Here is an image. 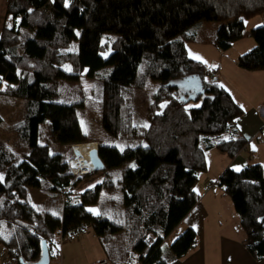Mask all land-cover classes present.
I'll use <instances>...</instances> for the list:
<instances>
[{"label":"trees","instance_id":"1","mask_svg":"<svg viewBox=\"0 0 264 264\" xmlns=\"http://www.w3.org/2000/svg\"><path fill=\"white\" fill-rule=\"evenodd\" d=\"M259 16L264 0H8L0 92L5 88L6 96L24 102V119L15 129L23 149L0 146V248L8 258L38 264L46 251L49 261L56 259L63 241L88 229L112 264H170L193 250V229L167 250L164 243L200 202L196 187L208 171L206 154L216 150L234 160L248 140L237 124L243 108L220 83L208 80L211 70L189 56L187 44L227 52L245 37L246 22ZM211 23L217 25L214 38L199 42V30ZM249 36L255 46L237 66L264 71V22ZM191 76L200 79L203 91L182 101L179 88L169 83ZM83 79L101 82L100 102L59 99L62 86L79 88ZM153 79L161 84L149 102L148 123H139L131 95ZM95 108L106 133L98 148L106 171L75 195L81 180L68 156L77 145V157L97 159V145L89 143L96 140L81 123L82 113ZM49 146L68 152L33 154ZM217 185L239 215L246 249L264 260L262 165L228 168ZM32 190L62 196L61 213L38 211ZM97 206L98 214L88 210Z\"/></svg>","mask_w":264,"mask_h":264},{"label":"crops","instance_id":"2","mask_svg":"<svg viewBox=\"0 0 264 264\" xmlns=\"http://www.w3.org/2000/svg\"><path fill=\"white\" fill-rule=\"evenodd\" d=\"M7 1L0 0V19L4 17L2 11ZM3 12L6 14L5 10ZM4 20H0V36ZM238 44L235 43L227 52L212 51L215 58L209 65L202 61L212 72L208 80L215 79L227 89L245 112L237 124L248 145L234 160L229 159L228 168L240 171L251 163H258L264 169V71L247 72L237 66L238 58L247 53L231 55L229 52ZM210 152L218 151L212 150L207 154ZM218 179L215 183L206 181V193L196 189L201 196L200 202L180 225L184 230L196 231V246L184 258L170 264H264V260H256L246 249L239 215L223 190H216ZM207 200L209 203L205 204ZM211 201L216 205L212 206ZM221 202H225L224 206ZM103 259H106L104 249L93 231L88 229L80 237L64 242L60 246L59 257L50 260L49 264H98ZM0 264L18 263L2 251Z\"/></svg>","mask_w":264,"mask_h":264},{"label":"rangeland","instance_id":"3","mask_svg":"<svg viewBox=\"0 0 264 264\" xmlns=\"http://www.w3.org/2000/svg\"><path fill=\"white\" fill-rule=\"evenodd\" d=\"M7 4L3 8V11H7ZM6 8V9H5ZM2 11V17L6 16V14L3 15ZM1 16V14H0ZM0 20H4L5 18ZM264 22V16H259L254 19L249 20V22H246V29H245V37L238 41V46H235V48L229 52L231 55L236 56L238 53L243 52H249L251 51L254 46L255 42L254 40L249 36L250 31L260 27ZM217 25L215 23L206 24L204 25V28L199 30V36L198 40L199 42H209L211 41L215 36V30ZM195 31V28H194ZM187 50L189 53V56L196 60L203 62L205 61L208 65L212 60L215 58V54L212 51H218L216 48H212L209 45H201V44H187ZM203 60V61H202ZM160 81L158 80H151L148 84L147 88L143 90H137L132 92V104L134 106V115L135 120L139 123L147 124L149 119V111L148 106L149 102L152 98V95L157 91V89L160 86ZM170 85H175L179 88V99L182 101H186L190 98H194L199 92H202V84L200 79L197 76H191L183 79H177L172 80L169 83ZM79 88L72 86H62L59 90V99L64 100L67 98H73V99H83L87 104L92 102H100L102 100L103 91H102V84L99 80H89V79H83L81 84L78 86ZM5 88H3L0 92V117L2 118V122L0 124V146H5L14 152L21 151L23 147L20 145L19 140L16 136L15 129L17 126L23 121L24 119V102L17 99H12L9 96H6L7 93H5ZM52 90L54 92H57V85L54 84L52 87ZM191 107L194 106V104L190 105ZM81 123L83 127V131L85 135L89 139H95V142H89L91 144L97 145L96 149L94 150L95 154H98V148L100 143H103L105 145V131L102 128V124L100 121V118L98 116V109L95 108L93 112L85 110V112L82 113L81 116ZM99 139V140H97ZM85 143V144H89ZM73 154H70L69 157V165L71 167L72 173L73 169L72 165L77 170H82L83 173H89L94 168H98L101 166V163L97 161V159L94 160H82L81 158L77 157V150L78 146L74 145L72 147ZM68 152L66 147L64 146H49V147H42L36 150L33 154L35 156H44V157H50V155L54 153H64ZM71 153V151H70ZM214 153V154H213ZM95 156V155H94ZM97 156V155H96ZM229 158L220 152H210L207 154V163H208V171L205 174L200 175V183L196 187V189L199 192L206 193L208 192L207 187L205 186L206 181L208 183H215L218 177L226 170L228 169ZM99 169V168H98ZM102 171H95L90 174L85 175H77L74 174L75 179H80L81 183L78 185L77 189L75 190L74 194L80 193L87 189L88 187L92 186L96 180L101 179L104 175ZM88 176V177H86ZM86 177V178H85ZM219 187H216V190H218ZM215 190V189H214ZM213 190V191H214ZM215 192V191H214ZM213 192V193H214ZM31 197L34 206L37 208L38 211H48L53 209L56 213L60 214L63 209V197H57V198H49L47 195H44L43 193H38L37 190L31 191ZM103 199H106L109 197L106 194H103ZM229 198V197H228ZM230 199V198H229ZM231 200V199H230ZM209 203L208 200L204 202ZM222 206H224L225 202H221ZM211 205L215 206L216 202L211 201ZM89 209L96 210L93 212L94 214H98L99 207H91ZM107 210V208L105 209ZM182 223V222H181ZM180 223V225H181ZM178 226L175 232L168 237V239L164 243V250H167V248L178 238L184 231L183 226ZM91 230V229H90ZM92 231V230H91ZM78 238V237H75ZM63 241L62 237L57 238V241ZM67 240L63 241L66 242ZM2 251L6 253L4 248H0V258ZM106 260V259H103ZM102 261V260H101ZM100 261V262H101ZM133 264H136L135 262H132Z\"/></svg>","mask_w":264,"mask_h":264},{"label":"bare ground","instance_id":"4","mask_svg":"<svg viewBox=\"0 0 264 264\" xmlns=\"http://www.w3.org/2000/svg\"><path fill=\"white\" fill-rule=\"evenodd\" d=\"M96 158H97V161H101L102 162V160L100 159V157L98 156V154H97V156H96ZM102 165L100 166V167H98V168H94L91 172H89V173H83V171L82 170H77V168H76V166L74 167L73 165H72V163H71V166H72V168H73V170H74V172L75 173H79V174H81V175H85V174H90V173H93V172H95V171H97V170H104V165H103V162L101 163Z\"/></svg>","mask_w":264,"mask_h":264},{"label":"built area","instance_id":"5","mask_svg":"<svg viewBox=\"0 0 264 264\" xmlns=\"http://www.w3.org/2000/svg\"><path fill=\"white\" fill-rule=\"evenodd\" d=\"M73 169V168H72ZM73 172H74V170H73ZM74 174H77V175H81V174H79V173H75L74 172ZM78 236V234H74L72 237H77ZM146 244L148 245V246H151L152 244H153V242L150 240V241H146ZM98 264H112L110 261H108V260H102L101 262H99Z\"/></svg>","mask_w":264,"mask_h":264},{"label":"water","instance_id":"6","mask_svg":"<svg viewBox=\"0 0 264 264\" xmlns=\"http://www.w3.org/2000/svg\"><path fill=\"white\" fill-rule=\"evenodd\" d=\"M97 171H102V170H97ZM38 264H49V256L46 251L43 254L42 260Z\"/></svg>","mask_w":264,"mask_h":264},{"label":"snow or ice","instance_id":"7","mask_svg":"<svg viewBox=\"0 0 264 264\" xmlns=\"http://www.w3.org/2000/svg\"><path fill=\"white\" fill-rule=\"evenodd\" d=\"M2 179H3V177L0 176V180H2ZM89 211H93V212H95L96 210H94V209H89Z\"/></svg>","mask_w":264,"mask_h":264}]
</instances>
